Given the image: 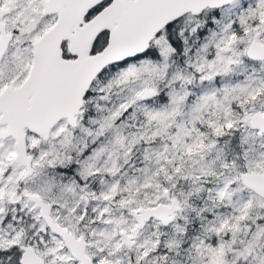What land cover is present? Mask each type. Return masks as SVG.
<instances>
[{
    "label": "snow or ice",
    "instance_id": "1",
    "mask_svg": "<svg viewBox=\"0 0 264 264\" xmlns=\"http://www.w3.org/2000/svg\"><path fill=\"white\" fill-rule=\"evenodd\" d=\"M0 264H264V0H0Z\"/></svg>",
    "mask_w": 264,
    "mask_h": 264
}]
</instances>
